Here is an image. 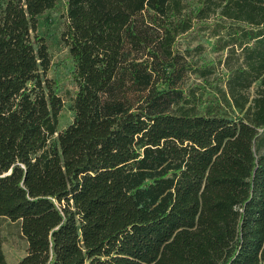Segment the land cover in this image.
I'll return each mask as SVG.
<instances>
[{
    "label": "trees",
    "instance_id": "16d2710c",
    "mask_svg": "<svg viewBox=\"0 0 264 264\" xmlns=\"http://www.w3.org/2000/svg\"><path fill=\"white\" fill-rule=\"evenodd\" d=\"M1 219L17 264H264V0H0Z\"/></svg>",
    "mask_w": 264,
    "mask_h": 264
},
{
    "label": "rangeland",
    "instance_id": "374dc122",
    "mask_svg": "<svg viewBox=\"0 0 264 264\" xmlns=\"http://www.w3.org/2000/svg\"><path fill=\"white\" fill-rule=\"evenodd\" d=\"M66 28L65 4L62 2L54 11L47 12L40 17L38 33L45 38L49 46L52 59V67L48 77L59 84L60 95L69 103L70 93L75 87L69 72L72 62L68 49L63 40V32ZM73 118V113L66 107L61 112L60 129L66 127ZM26 241L22 237L20 224L7 219L0 221V247L7 264H17L26 254Z\"/></svg>",
    "mask_w": 264,
    "mask_h": 264
}]
</instances>
